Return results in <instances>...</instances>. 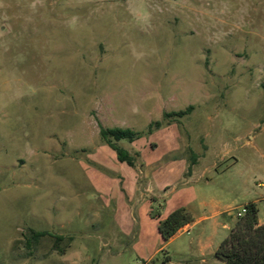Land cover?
<instances>
[{
	"label": "rangeland",
	"instance_id": "1",
	"mask_svg": "<svg viewBox=\"0 0 264 264\" xmlns=\"http://www.w3.org/2000/svg\"><path fill=\"white\" fill-rule=\"evenodd\" d=\"M101 127L140 134L135 166ZM251 201L264 219V0H0V264H222ZM212 202L217 227L163 240Z\"/></svg>",
	"mask_w": 264,
	"mask_h": 264
},
{
	"label": "trees",
	"instance_id": "2",
	"mask_svg": "<svg viewBox=\"0 0 264 264\" xmlns=\"http://www.w3.org/2000/svg\"><path fill=\"white\" fill-rule=\"evenodd\" d=\"M193 110L194 107L190 106L185 111L165 112L163 121L172 118H183L191 114ZM161 126L162 122H155L150 125L149 130ZM100 135L102 140L117 153L118 160L121 163L135 166V158L127 150L119 147L118 142L121 140L133 142L140 137L139 133L131 129H106L101 127ZM259 212L258 204L255 202H249L245 206L243 216L237 219L229 236L215 252V257L222 264H264V224L260 225ZM194 221L193 214L186 207L177 208L160 222L159 233L163 240L167 242ZM46 236L55 238L54 251H58L62 255L66 253L60 246V243L64 241L63 236H54L49 232H40L33 229H30L28 234L24 235L26 248H36Z\"/></svg>",
	"mask_w": 264,
	"mask_h": 264
},
{
	"label": "crops",
	"instance_id": "3",
	"mask_svg": "<svg viewBox=\"0 0 264 264\" xmlns=\"http://www.w3.org/2000/svg\"><path fill=\"white\" fill-rule=\"evenodd\" d=\"M196 172L193 171L192 175L190 177L193 178V176H195ZM199 180H197V182H199ZM251 202H255L258 204L257 201H251ZM258 207H259V204H258ZM192 214L194 213V211L192 209H188ZM259 210H260V207H259ZM174 211V210H173ZM172 211V212H173ZM229 211H223V210H220L218 207H217V204H215L214 202H212L211 204V216L210 217H205V218H202L200 219L199 221H194L192 224L190 225H187L186 227H184L181 231H179L172 239L169 240V242L171 240H173L179 233L183 232V231H188L189 229L193 228L195 225H197V223L199 222H202L204 220H208V219H211L213 221V226L214 227H217L219 225V222L218 220L221 218V214L222 213H227ZM170 214V213H169ZM228 215H231L230 213ZM259 222H260V225H263L264 224V219L261 218V210L259 212ZM228 228V227H227Z\"/></svg>",
	"mask_w": 264,
	"mask_h": 264
},
{
	"label": "built area",
	"instance_id": "4",
	"mask_svg": "<svg viewBox=\"0 0 264 264\" xmlns=\"http://www.w3.org/2000/svg\"><path fill=\"white\" fill-rule=\"evenodd\" d=\"M173 2H176V1H179V0H172ZM262 186V185H261ZM244 212H245V210H244ZM244 212H239L238 213V217H241V216H243V214H244ZM188 232H189V230H188Z\"/></svg>",
	"mask_w": 264,
	"mask_h": 264
}]
</instances>
